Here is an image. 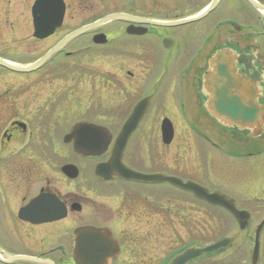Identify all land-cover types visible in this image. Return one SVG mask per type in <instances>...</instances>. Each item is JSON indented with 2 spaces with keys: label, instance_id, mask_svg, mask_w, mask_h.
I'll return each mask as SVG.
<instances>
[{
  "label": "flooded vegetation",
  "instance_id": "flooded-vegetation-1",
  "mask_svg": "<svg viewBox=\"0 0 264 264\" xmlns=\"http://www.w3.org/2000/svg\"><path fill=\"white\" fill-rule=\"evenodd\" d=\"M211 1L195 0L185 15L174 18L156 16L154 11L143 13L141 9L124 12L150 20H174L198 13ZM254 1L264 6V0ZM11 3L12 0H0V14L9 13ZM112 25L108 32L98 27L66 42L33 71L17 72L0 66V264H77L76 259L83 263L85 258L79 253L86 248L80 244L87 233L78 229L85 226L102 229L99 235L109 243L103 256L89 258L90 264H165L189 245L163 262L157 256H153L152 263L143 260L144 245L159 237L160 186L188 196H192L191 192L167 182H144L116 175L101 180L95 175V165L107 161L119 128L138 102L146 105V110L124 146L122 162L129 171L143 175L162 173L183 183L216 186L210 178L212 164L219 157L217 152L222 151L224 131L230 130L234 167L238 168L242 159L252 158L254 164L248 173L257 178L259 172L264 175V125L255 137L251 130L222 126L208 113L205 88V76L212 69L210 58L227 48L248 59L247 64L235 60L233 68L238 74L246 75L248 71L252 75L257 102L264 108L263 12L249 0H217L205 16L181 25L161 27L127 21H114ZM130 26L142 32L130 33ZM89 33L90 50L105 45L113 49L104 53L93 50L88 58L95 60V56L103 55L108 69L111 71L112 67L114 71L103 76L86 71L79 65L80 60H88L85 55L64 51L68 44ZM96 33L105 35L104 44L93 42ZM61 51L70 60L55 63L53 68H59L58 71L40 72ZM39 57L22 64H30ZM0 58L20 64L19 59L5 54ZM49 79L63 80L67 85L63 87L65 94L51 92L44 96L42 88L52 81ZM97 84L105 88L103 97L94 92ZM80 94L86 98L87 108L92 105L88 111L99 108L80 117V107L85 106ZM99 110L104 113L96 114ZM165 119L171 131L167 142L162 136ZM79 121H89L109 131L106 151L100 156L79 154L71 141H64ZM65 127H70L67 132H63ZM66 164L75 167L71 170L75 175L65 173ZM255 183L250 190L264 187L263 182ZM222 193L232 198L237 208L247 210L237 206L233 195ZM256 195H251L254 201L259 199ZM183 202L185 209L177 210L168 219L172 223L183 222L182 227L187 228L190 215L186 205L191 202ZM247 211L252 221L255 212ZM153 247L154 251L158 249V241H154ZM225 250L203 255L188 264H227L221 261ZM262 261L259 248L257 264Z\"/></svg>",
  "mask_w": 264,
  "mask_h": 264
},
{
  "label": "water",
  "instance_id": "water-1",
  "mask_svg": "<svg viewBox=\"0 0 264 264\" xmlns=\"http://www.w3.org/2000/svg\"><path fill=\"white\" fill-rule=\"evenodd\" d=\"M216 2L217 0H212L203 10H200L192 16L166 21L139 18L123 12L109 13L95 21L70 31L31 64L17 65L0 58V66L17 72L33 71L50 59V57L66 42L96 29L102 24L113 20H123L127 22H145L161 27L181 25L202 18L215 6ZM249 2L264 13V6L258 4L254 0H249ZM64 12L65 3L63 0H34L31 6L33 37L36 39H44L53 34L62 24ZM132 28L133 27L130 26L127 31L130 33L142 32L139 29ZM92 40L96 44H104L106 42V37L102 33H96L93 35ZM235 60H239L240 63L244 62L245 64H247L248 61L243 55L237 56L227 48L218 50L210 58L212 69L205 76V88L208 96L207 110L209 115L222 126L251 130L254 132L252 136L255 137L259 135L263 129L264 108L257 102L256 89L255 84L253 85L252 75H248V71H246V75L236 73V70L233 68ZM145 110L146 105H143L142 102H138L132 109L115 136L114 145L109 158L107 161L95 165L94 171L96 177L101 180H108L116 175L121 178H133L136 180H143L144 182H167L176 185L183 190L191 192L193 196L212 206L225 209L233 217L240 231L248 229L250 222L249 212L237 208L233 199L229 196L217 191L209 192L203 186H199L193 182L183 183L174 176L162 173L143 175L129 171L125 167L122 162L125 143L141 120ZM168 123L166 119L163 120L162 123V136L165 142L168 141V137L171 134ZM109 139L110 133L107 128L89 121L77 122L71 131L64 136V141L72 142V147L75 152L92 156H100L103 154L106 151ZM73 168L75 167L70 164H66L63 167L66 174H69ZM69 175L73 176L75 173ZM263 226L264 217L252 230L253 246L249 256L250 264H257L258 262L260 248L259 236ZM78 230L79 232L87 233V237L81 238L82 243L80 246L86 249H82L81 253H79V256L84 257L85 260L81 263L80 260L76 259L77 264H90L92 261V259L89 260L90 257L99 258L103 256L104 253L102 252L109 245V243L99 235L103 230L92 226L81 227ZM233 241V236H225L209 244L201 246L193 244L174 255L166 264H188L203 255L212 254L228 248ZM96 262L98 263L99 260L96 259Z\"/></svg>",
  "mask_w": 264,
  "mask_h": 264
},
{
  "label": "rangeland",
  "instance_id": "rangeland-1",
  "mask_svg": "<svg viewBox=\"0 0 264 264\" xmlns=\"http://www.w3.org/2000/svg\"><path fill=\"white\" fill-rule=\"evenodd\" d=\"M34 0H12L10 4L9 13L0 14V55H6L15 60H20V64L27 61H32L42 55L48 48L55 44L61 37H63L70 30L79 27L80 25L87 23L93 18L104 13V11H109L108 9L118 8L122 9L125 7L127 1L122 0H65L66 10L63 18L62 27L57 33L51 37L44 40H37L32 37V21L30 15V6ZM140 2L141 10L156 12V16L168 17L167 14L173 16L180 8L177 6L179 0H138ZM184 1V0H183ZM200 3L202 0H196ZM241 1V0H239ZM138 2V4H139ZM181 2V0H180ZM7 6V5H6ZM4 9V8H3ZM150 9V10H149ZM176 9V10H175ZM190 7L185 10L188 11ZM8 14V15H7ZM114 26L111 23L104 24L100 26L99 29L102 32H108ZM90 33L83 36L77 41H73L68 44L64 51H73L78 53L80 57L85 55L86 58L91 57V53H104L110 49L112 46L105 45L99 46L95 49L90 50L91 41ZM118 38V37H117ZM87 46V47H86ZM98 49V50H97ZM64 52L56 54L52 60L40 69L41 71L49 70H60L59 68L54 69L55 63L64 62L70 60V58H64ZM74 53V54H75ZM102 56V57H101ZM84 57V56H83ZM80 60V66L84 67L86 71L96 72L100 76H103L105 72L114 71L111 67V71L108 69V64L106 60L103 59V55L95 56L92 59ZM82 59V58H81ZM110 66V65H109ZM131 68V67H130ZM52 80L50 83H45L43 86L44 96L50 94L51 92H56L58 96L60 94H65L63 87L67 85L63 80ZM98 82V81H97ZM70 85V84H69ZM83 89V87H82ZM105 88L96 85L95 93L98 92L102 97L105 95ZM97 94V93H96ZM79 98L84 101L86 98L82 94ZM48 99V98H47ZM93 99V98H92ZM101 100H103L101 98ZM85 106H81L79 111V116L87 115L93 109H98L99 107L91 108V111L86 107L87 100L84 101ZM98 102H101L98 100ZM96 101V105L98 104ZM92 104V103H91ZM101 108V107H100ZM96 114H103V110L95 111ZM70 127H65L63 132H67ZM63 130V129H62ZM232 131H224L223 142L221 150L224 152H217L219 156L214 163L211 165L213 169L210 178L216 186H204L209 192H226L236 199V204L240 205L249 210L255 215V218L249 223V228L246 231H239L236 222H234L226 212L219 208L210 207L208 204H204L195 196H188L178 190H174L168 186H160V202H159V212H160V230L159 237L149 239L148 244H145L143 260L149 263L154 262L153 256L158 258L159 261L163 262L169 258L173 253L177 252L183 246L197 242L201 244H208L222 236H233L234 242L232 245L222 252L221 261L223 263L235 261L239 264H249V253L253 244L252 229L256 223L264 215V187L254 188L250 190V187L256 186L255 182H263V173L258 174L257 177H253L249 172L251 164L253 163L252 158H244L239 162L238 168L234 167L233 160H231V154L234 153V147L232 144ZM222 142V139H220ZM68 148V147H66ZM68 150H70L68 148ZM215 150H213L214 152ZM214 155V154H213ZM226 155V156H225ZM227 155L229 158H227ZM212 156V155H211ZM262 155L261 157H263ZM258 159L256 160V162ZM260 164L263 160H259ZM255 162V163H256ZM240 168V169H239ZM251 177H250V176ZM261 177V179L259 178ZM256 178V180H254ZM164 183V182H161ZM236 184V185H235ZM166 185V184H163ZM258 195L256 193L260 190ZM259 198L254 201V198ZM184 199L190 200L191 205H186L189 210L190 215L189 221L186 223L187 228H183V222L176 221L174 223L169 222L168 216L177 214V210H183ZM203 201V200H202ZM204 216V217H203ZM165 221V222H163ZM189 227V228H188ZM184 231L183 234H181ZM174 233V234H173ZM154 241H158V249L154 251ZM147 242V240H145ZM260 252L264 257V228L260 235ZM217 258V257H216ZM219 258V257H218ZM216 260V259H215ZM220 261V259L216 260ZM262 264L263 261H262Z\"/></svg>",
  "mask_w": 264,
  "mask_h": 264
},
{
  "label": "trees",
  "instance_id": "trees-1",
  "mask_svg": "<svg viewBox=\"0 0 264 264\" xmlns=\"http://www.w3.org/2000/svg\"><path fill=\"white\" fill-rule=\"evenodd\" d=\"M122 1H127L126 2V5L124 8L122 9H119V7H122V6H118V8H113V9H108L109 11H104V13H102L101 15H98L97 17L93 18L92 20L88 21V22H91L97 18H99L100 16H103L107 13H110V12H114V11H129V12H137V10H139V6H140V2L138 0H122ZM139 2V4H138ZM180 3V4H179ZM192 4H189L187 0H180L178 1V8H180V10H178L176 13H173L174 15L173 16H170L169 14L167 18H174L175 16L176 17H179V16H183L186 14V8L188 7H191L194 3H195V0H193V2H191ZM142 7V6H140ZM150 10V9H149ZM176 10V9H175ZM143 13H147L149 11H144V10H141ZM163 17V16H161ZM166 17V16H165Z\"/></svg>",
  "mask_w": 264,
  "mask_h": 264
}]
</instances>
